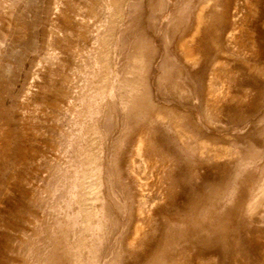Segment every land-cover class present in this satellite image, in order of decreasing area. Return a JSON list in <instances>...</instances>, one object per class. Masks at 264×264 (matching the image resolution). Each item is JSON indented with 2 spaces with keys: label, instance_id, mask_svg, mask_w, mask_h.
<instances>
[{
  "label": "rangeland",
  "instance_id": "obj_1",
  "mask_svg": "<svg viewBox=\"0 0 264 264\" xmlns=\"http://www.w3.org/2000/svg\"><path fill=\"white\" fill-rule=\"evenodd\" d=\"M0 264H264V0H0Z\"/></svg>",
  "mask_w": 264,
  "mask_h": 264
}]
</instances>
